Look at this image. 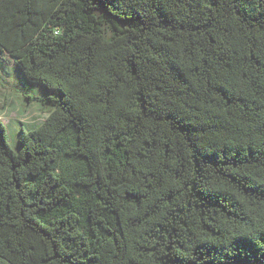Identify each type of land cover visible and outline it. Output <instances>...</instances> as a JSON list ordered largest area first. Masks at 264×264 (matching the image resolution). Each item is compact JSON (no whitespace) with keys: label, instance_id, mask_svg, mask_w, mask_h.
Listing matches in <instances>:
<instances>
[{"label":"trees","instance_id":"trees-1","mask_svg":"<svg viewBox=\"0 0 264 264\" xmlns=\"http://www.w3.org/2000/svg\"><path fill=\"white\" fill-rule=\"evenodd\" d=\"M0 54V264H264V0H0Z\"/></svg>","mask_w":264,"mask_h":264},{"label":"rangeland","instance_id":"rangeland-1","mask_svg":"<svg viewBox=\"0 0 264 264\" xmlns=\"http://www.w3.org/2000/svg\"><path fill=\"white\" fill-rule=\"evenodd\" d=\"M46 97L39 86L23 81L13 62L0 54V122L5 129L7 145L14 152L18 151L20 129L29 131L47 116L41 104L30 99Z\"/></svg>","mask_w":264,"mask_h":264}]
</instances>
